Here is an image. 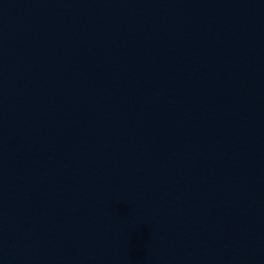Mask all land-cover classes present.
<instances>
[{
    "label": "water",
    "instance_id": "obj_1",
    "mask_svg": "<svg viewBox=\"0 0 264 264\" xmlns=\"http://www.w3.org/2000/svg\"><path fill=\"white\" fill-rule=\"evenodd\" d=\"M0 264H264V0H0Z\"/></svg>",
    "mask_w": 264,
    "mask_h": 264
}]
</instances>
